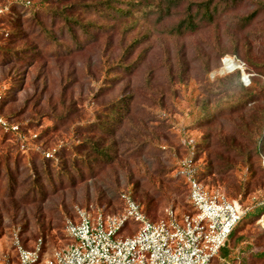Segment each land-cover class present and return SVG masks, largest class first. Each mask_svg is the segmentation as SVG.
Instances as JSON below:
<instances>
[{"label": "rangeland", "instance_id": "1", "mask_svg": "<svg viewBox=\"0 0 264 264\" xmlns=\"http://www.w3.org/2000/svg\"><path fill=\"white\" fill-rule=\"evenodd\" d=\"M25 1L0 0L14 5L19 16L18 28L5 21L2 28L9 34L0 30L4 112L19 128L17 133L0 132V255H7L10 264L16 262L11 249L14 235L26 246L43 237L47 254L63 247L65 221L74 217L76 208L114 214L123 208L121 196L128 195L151 222L168 208L189 210L176 165L183 159L194 161L196 172L202 171L207 183L220 186L241 212L264 205L263 158L254 155L247 160L241 150L229 146L234 140L236 149L245 152L252 145L251 136L240 127L247 120L245 113H231L225 103L216 110L217 100L239 89L236 75L225 76L233 72L226 71L228 66L236 64L234 71L242 66L245 76L259 78L261 68L255 66L264 64V10L246 26L239 20L264 0H243L219 15L216 26L204 25L182 36L166 33L181 18L182 6L171 9L159 23L157 12L150 11L144 22L149 40L133 51L129 61L148 50L129 76L116 74L113 68L124 24L113 32L107 50L104 35L94 41L81 38L79 50L70 35H60V18L51 10L88 0H29L27 6ZM147 1L153 10L162 3ZM34 14L71 51L57 48L51 34L36 24ZM14 32L15 37L10 35ZM122 97L130 106L113 137L118 156L111 164L89 165V144L82 141L105 145L111 140L99 126L109 120V105ZM206 108L216 115L204 122ZM45 152L53 158L47 159ZM261 153L264 156V149ZM208 167L212 173L204 176ZM259 220L243 224L237 232L243 239L235 245L230 240V249L222 248L212 264H226L238 255L245 264H264V259L255 257L264 250ZM134 225L129 222L119 237L131 235Z\"/></svg>", "mask_w": 264, "mask_h": 264}, {"label": "built area", "instance_id": "2", "mask_svg": "<svg viewBox=\"0 0 264 264\" xmlns=\"http://www.w3.org/2000/svg\"><path fill=\"white\" fill-rule=\"evenodd\" d=\"M9 9L0 3V19ZM239 71L242 83L249 85L242 66ZM3 102L0 88V132L17 133L18 126L3 114ZM44 155L47 159L54 156L50 152ZM176 165L188 189L187 212L168 208L151 222L143 207L128 195L121 196L123 210L118 214L76 208L74 217L65 221L67 243L49 254L44 239L38 237L25 247L14 235L11 249L15 264H212L245 212L220 188L198 181L194 161L183 159ZM129 222L135 223L134 232L119 237ZM259 222L264 227V216ZM0 264H10L9 257L0 255Z\"/></svg>", "mask_w": 264, "mask_h": 264}, {"label": "trees", "instance_id": "3", "mask_svg": "<svg viewBox=\"0 0 264 264\" xmlns=\"http://www.w3.org/2000/svg\"><path fill=\"white\" fill-rule=\"evenodd\" d=\"M242 1L243 0H162V3H159L157 4V6H155L156 10H153V8L148 6L147 0H88L85 2L78 1L63 5L61 8L52 9L51 11L54 16L60 18V35H63L64 33L70 35L73 44L79 50L83 47L81 38L94 41L97 40L99 35H104L105 42L103 50H107L112 45L113 32L116 30H118L119 32L120 24H124L120 29V33L122 35L117 37L118 42L120 43V54L118 61L114 64L113 68L116 74L122 73L129 76L142 63L143 59L145 58V53L148 50V47H146L145 49L139 51L136 56L131 61H129L133 51L149 40L150 33L147 29L144 28V22H146L150 11L157 12L158 16L155 19V22L159 23L164 18L170 15L171 9L174 10L179 6H182L183 11L181 13V18L176 22L175 25L172 26V28H170L166 32L169 36H182L186 33L196 32L201 26L204 25L213 27L216 26L217 17L219 15H223L235 9L240 3H242ZM255 4V9H253L250 13L242 16L239 20V24H243V26L248 25L252 22V20L259 12L264 10V1H257ZM75 9H79V12H74ZM18 17L19 16L15 14L14 5L10 6L9 12L0 19V30L2 31V33L6 31V29L2 28V25L5 21L7 25L10 26V28H18ZM34 21L40 27L43 33L51 34V37H48L57 48L64 49L67 52L71 51V47L68 44L60 41V39H58L53 32L49 31L43 26L37 14H34ZM130 32L134 33L131 39H125V35L129 34ZM7 34L9 33L5 32V35ZM10 35L15 37L18 34L14 32L10 33ZM220 66L221 64L219 63V67ZM255 67L261 68V70H257V75H259V78L257 76H254L253 74L251 76L250 72H246L250 75L249 85L247 86L242 83L241 73H239L238 70L227 73L225 75H236V85L239 89L237 92L224 94L220 98V100H217L216 110L221 108L223 103H225L227 104L231 113L236 111L245 113V119L247 118V120L241 118V120L245 121L244 127H240L244 128V130H246L251 136L250 141L252 145L250 146V148L246 149L245 152L242 151V147L236 149L237 145L235 146L233 144V142H235L234 140H231L229 146L237 152H240L241 150L240 154H242L243 157L247 156V160L251 159L254 155L258 156L259 159L263 158L264 160V156L261 153L262 149H264V85L262 84L260 78V76L264 78V64L259 67L256 65ZM5 103L6 98L4 95L3 114L8 119H10V117L4 112ZM205 103L207 102L205 101ZM129 106L130 102L127 101L125 97H122L109 105L111 112L109 120L103 122L99 126L101 133H106V136L109 137V139L111 138V140L107 144L104 145L100 141H95L92 143V140L87 138L82 141L83 144H89L90 153H88L86 156V162H88V164L93 163V166L103 165L104 163L111 164L117 158V147L115 138L113 137L115 135V132H117V130L119 129L123 119L129 113ZM247 110L248 112L246 113L245 111ZM204 111V122L213 120L215 118L216 114L213 113L210 108H206L204 109ZM257 137L260 139H257ZM251 165L252 164L248 165L249 171H252ZM207 169L208 172L207 174L204 172V176H208V174L212 173V169L210 167H208ZM45 173L47 177L50 178L48 167ZM197 179L207 187H218L225 193V191L220 186H215L207 183L203 178L202 171H198ZM183 186L185 187L187 200L188 189L184 181ZM231 188L234 190V187ZM130 197L134 202L138 203L132 196ZM122 210L120 212H122ZM181 210L184 212L188 211L183 207L181 208ZM143 212L147 217L144 208ZM103 213L110 214L105 212ZM262 216H264V205L255 208L251 212H245L240 221L236 224V226L229 234L222 248L226 247L227 243L230 240L233 241L234 245L238 244L243 239L242 236H237V232L239 231V229H241L240 227H242V225L245 223H252L258 219H261ZM261 228L262 230H264V227L262 225ZM40 238L44 239L43 237ZM23 245L25 247H28L25 244ZM222 248L219 250V253L221 252ZM255 257L260 260L264 259V250L257 253ZM242 259L243 256L241 258V256L239 255L236 257H231V260L226 262V264H245Z\"/></svg>", "mask_w": 264, "mask_h": 264}, {"label": "bare ground", "instance_id": "4", "mask_svg": "<svg viewBox=\"0 0 264 264\" xmlns=\"http://www.w3.org/2000/svg\"><path fill=\"white\" fill-rule=\"evenodd\" d=\"M237 68V65L236 64H232V65H230V66H228L227 68H226V71H234L235 69Z\"/></svg>", "mask_w": 264, "mask_h": 264}, {"label": "water", "instance_id": "5", "mask_svg": "<svg viewBox=\"0 0 264 264\" xmlns=\"http://www.w3.org/2000/svg\"><path fill=\"white\" fill-rule=\"evenodd\" d=\"M243 76V75H242ZM243 78V77H242Z\"/></svg>", "mask_w": 264, "mask_h": 264}]
</instances>
